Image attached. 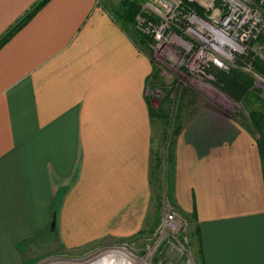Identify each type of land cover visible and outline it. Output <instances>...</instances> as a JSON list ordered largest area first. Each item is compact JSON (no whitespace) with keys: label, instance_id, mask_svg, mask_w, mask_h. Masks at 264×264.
I'll list each match as a JSON object with an SVG mask.
<instances>
[{"label":"crops","instance_id":"crops-1","mask_svg":"<svg viewBox=\"0 0 264 264\" xmlns=\"http://www.w3.org/2000/svg\"><path fill=\"white\" fill-rule=\"evenodd\" d=\"M39 1L0 0V40ZM98 2L50 0L0 46V264H24L54 216L66 249L157 216L152 62ZM258 139L209 111L174 137L163 207L197 229L200 264H264Z\"/></svg>","mask_w":264,"mask_h":264},{"label":"rangeland","instance_id":"rangeland-1","mask_svg":"<svg viewBox=\"0 0 264 264\" xmlns=\"http://www.w3.org/2000/svg\"><path fill=\"white\" fill-rule=\"evenodd\" d=\"M123 1L99 0L98 3L103 5L109 15L114 17L115 12L113 13V11L119 8ZM145 3L146 0H140L139 12L134 23L130 26L128 24L124 26L122 23L120 25L125 32H134V35H137L136 46L148 54L152 62V72L157 71L155 77L159 78V82L153 79L149 80L146 91L148 108L160 109L159 114H154L151 117L152 208H156L157 216L153 215L151 219L149 218L142 230L133 236L109 239L79 249L61 247L55 235L50 234L49 224L43 234L26 243L22 253L24 264H43L48 260L77 261L85 259L92 253L110 248H123L129 254L148 264H200L196 228L191 225L188 219L180 216L172 206L163 207L166 203L163 199L166 194L163 192H165V187L169 188V185L167 186L169 180L166 182L164 179L170 176L171 151L176 136L174 132L176 129L180 128L181 130L185 127L196 114L209 111L221 114L233 125L247 129L255 137L259 136L252 115L255 112H261L264 116V76L254 71L250 61L244 63V60L257 58L264 62V46L259 42V38L264 37V33L248 42V50L245 55H234L228 68H221L225 73L237 69L251 81V87L246 92V96L239 98L226 89L213 72H210L209 69L212 65L205 67L202 71L186 67L192 52L182 56L177 55L178 52L185 53V49L174 36L166 39L165 51L158 50V47L155 49L156 46H153L152 49L150 47L151 39L144 41L138 38V35L149 36L144 33V21L150 19ZM263 8L264 5L262 6V17L264 18ZM174 31L175 35L184 36V41L191 42V36L184 33V30L182 32ZM168 33L165 35H170V30ZM164 40L165 38L162 37L161 41L155 43L161 45ZM218 69L220 68L218 67ZM161 112L165 114L162 115ZM159 201H162L161 206H159ZM168 207L175 211L176 220L182 224L183 229L179 230L176 235L162 236L158 233V228ZM173 247L178 250V255L172 263H169L165 253Z\"/></svg>","mask_w":264,"mask_h":264},{"label":"built area","instance_id":"built-area-1","mask_svg":"<svg viewBox=\"0 0 264 264\" xmlns=\"http://www.w3.org/2000/svg\"><path fill=\"white\" fill-rule=\"evenodd\" d=\"M145 5L150 19L144 21V33L151 38L150 47L164 50L166 39L174 36L185 49V53L178 52L177 55L192 52L186 67L196 71L210 65L227 69L234 55L245 54L248 42L264 33V0H146ZM169 30L171 34L165 35ZM174 30L190 35L191 42L184 41V36L175 35ZM162 37L165 40L161 45L155 43ZM181 229L183 226L176 220L175 211L168 207L158 233L173 236ZM172 249L177 257L178 250Z\"/></svg>","mask_w":264,"mask_h":264},{"label":"trees","instance_id":"trees-1","mask_svg":"<svg viewBox=\"0 0 264 264\" xmlns=\"http://www.w3.org/2000/svg\"><path fill=\"white\" fill-rule=\"evenodd\" d=\"M48 1L50 0H40L35 6H33L29 12L26 13L24 16L25 19L19 20L16 24H14L6 34L1 38L0 40V46H2L14 33L20 29L25 22H27L34 14L38 11L42 6H44ZM139 6H140V0H124L120 3L119 8H117L113 13L115 12L114 18L124 26L127 24L130 26L135 21V17L137 13L139 12ZM190 7H194L193 5H190ZM198 10V9H196ZM264 10V8H263ZM132 37L135 39L137 35H134V32L131 33ZM138 38L146 41L147 39H151L149 36L144 35H138ZM259 42L264 46V37L259 38ZM245 55V54H244ZM250 61L254 71L264 76V62H261L259 59H245L244 63ZM240 65V62H239ZM209 69L210 72H213L218 80H220L226 89H228L230 92H232L237 97H243L246 96V92L251 87V81L245 76V74L237 69L232 70L231 72L225 73L223 70L218 69L214 66H210ZM153 74V75H152ZM157 76V71L154 73L152 72L149 80H154L159 82V78L155 77ZM148 83V82H147ZM160 109L153 110L150 108V115L151 117L154 116V114H159ZM164 112H161L163 115ZM165 114V113H164ZM254 126L256 131L258 132V140H259V149L261 151V155L264 159V142H263V128H264V116L261 112H255L252 115ZM178 131H180V128L175 130L174 134L177 135ZM171 159V158H170ZM197 232V229H196ZM197 240H198V232H197ZM200 249V248H199ZM200 259H201V251H200Z\"/></svg>","mask_w":264,"mask_h":264},{"label":"bare ground","instance_id":"bare-ground-1","mask_svg":"<svg viewBox=\"0 0 264 264\" xmlns=\"http://www.w3.org/2000/svg\"><path fill=\"white\" fill-rule=\"evenodd\" d=\"M43 264H148L131 254L123 248H110L102 252H95L85 259L77 261L48 260Z\"/></svg>","mask_w":264,"mask_h":264},{"label":"water","instance_id":"water-1","mask_svg":"<svg viewBox=\"0 0 264 264\" xmlns=\"http://www.w3.org/2000/svg\"><path fill=\"white\" fill-rule=\"evenodd\" d=\"M55 221L56 218L55 216L52 218L51 223H50V231L53 232L55 228ZM165 257L168 259L169 263H172L174 259L176 258V253L172 248H169L166 253Z\"/></svg>","mask_w":264,"mask_h":264}]
</instances>
